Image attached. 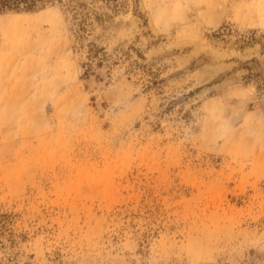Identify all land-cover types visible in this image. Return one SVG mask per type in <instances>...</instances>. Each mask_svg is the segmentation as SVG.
I'll use <instances>...</instances> for the list:
<instances>
[{
	"label": "rangeland",
	"instance_id": "obj_1",
	"mask_svg": "<svg viewBox=\"0 0 264 264\" xmlns=\"http://www.w3.org/2000/svg\"><path fill=\"white\" fill-rule=\"evenodd\" d=\"M0 264H264V0L0 13Z\"/></svg>",
	"mask_w": 264,
	"mask_h": 264
},
{
	"label": "trees",
	"instance_id": "obj_2",
	"mask_svg": "<svg viewBox=\"0 0 264 264\" xmlns=\"http://www.w3.org/2000/svg\"><path fill=\"white\" fill-rule=\"evenodd\" d=\"M49 1L51 0H0V13L8 11L32 12L43 7Z\"/></svg>",
	"mask_w": 264,
	"mask_h": 264
}]
</instances>
